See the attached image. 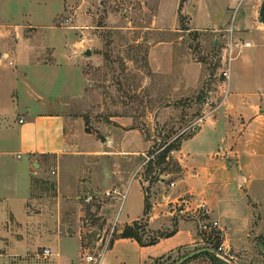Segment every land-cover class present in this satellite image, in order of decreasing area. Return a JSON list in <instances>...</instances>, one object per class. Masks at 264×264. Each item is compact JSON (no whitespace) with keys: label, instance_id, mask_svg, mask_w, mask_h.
<instances>
[{"label":"rangeland","instance_id":"rangeland-1","mask_svg":"<svg viewBox=\"0 0 264 264\" xmlns=\"http://www.w3.org/2000/svg\"><path fill=\"white\" fill-rule=\"evenodd\" d=\"M261 2L200 0L198 4H192L190 11L196 17L192 25L207 28L184 34L181 41L176 40L179 43L177 49L180 60L168 65L166 53L164 58L158 60L157 51L152 52V49L158 42L179 37L166 31L175 24L170 0H0V53L5 57L4 60L0 58V64H6L5 69L0 68V86L7 93H15V98L19 99L20 108L15 117L25 113L26 105L37 111L46 108L47 111L78 116L86 121V130L102 141H105L109 129L119 127L112 120L131 116L144 139L150 141L146 154L152 155L168 140L184 133V128L190 122L197 118V123L202 122L220 105L225 104L230 94L222 103L221 95L226 88L222 72L226 68L224 55L226 51L228 54V49H231L230 73L242 65L244 69L250 65L252 75L264 72V24L258 20ZM160 5L169 11L162 14L157 12ZM181 16L179 25L184 27L187 19L184 17L182 20ZM216 25H219L220 30L213 27ZM159 27L165 30L158 32ZM218 40L220 42L216 44ZM246 42L250 46H245ZM160 47L165 51L166 43ZM87 49L91 50L90 56L85 55ZM22 53L28 58L23 59ZM191 73L198 76V81L193 82L192 87L196 86L199 93L176 96L178 98L175 101L182 108L171 122L152 120L156 108L170 101L166 98V91L171 88L170 78L175 75L178 77L175 84L180 89L190 85L185 83L187 81L183 83L182 74ZM26 83L29 88L32 84V93L41 92L50 105L44 107L42 102L29 95L31 89L26 91ZM231 89L229 84V93ZM206 96L215 98L212 104L217 108L212 110L213 107L207 106L202 109L201 106L200 109H187L191 97H197L201 104ZM187 129L191 130L189 127ZM6 145L0 143V148H6ZM37 159L41 161L44 158L40 156ZM42 162L50 164L45 169V179L36 178L40 183L35 185L40 189L36 187L34 192L36 195H53L54 181L49 177L56 170L49 159ZM143 163L140 171L147 167ZM174 167L171 166L172 169ZM88 168L91 173L96 171L95 165ZM102 178L97 176L95 187L83 188L68 195L78 201L82 213L83 247L77 261L72 264H83L86 255L98 258L102 252L105 264H109L111 258L119 257V252L132 255L130 247L124 243L110 251L120 225L117 223L113 226L112 222H108V217L112 215L113 205L118 203L119 198L104 195L108 184ZM89 196L91 199L87 200ZM121 202L115 212L118 218L122 213ZM184 216L192 218L193 214ZM254 218L256 222L260 219L258 210ZM208 223L206 221L208 228L201 230L203 234L197 245L182 247L153 264H176L197 249H214L216 242L213 236L216 229L210 228L212 223ZM46 227L47 230L41 229L39 232L30 229L27 238L18 233L13 234L12 238H3L4 245L9 241L12 248L16 246L14 251L7 252L0 245V264H64L57 262L53 256H43V250L49 248L45 245H54L58 236L53 222H49ZM241 237L236 233L227 235V238L234 241L233 245L238 244L244 248L227 249V254H220L225 258L216 255L219 262L264 264V239L252 237L246 241ZM222 238L224 241L223 232ZM24 240L28 249L16 251L19 250L18 242ZM184 264L213 263L211 257L203 253Z\"/></svg>","mask_w":264,"mask_h":264},{"label":"crops","instance_id":"crops-1","mask_svg":"<svg viewBox=\"0 0 264 264\" xmlns=\"http://www.w3.org/2000/svg\"><path fill=\"white\" fill-rule=\"evenodd\" d=\"M170 1L175 24L166 31L179 37L158 42L152 49V52L157 51L158 60L166 53L168 65L180 60L176 40L181 41L184 34L207 28L192 25L195 16L190 6L200 0ZM166 11L169 9L160 5L157 12ZM179 15L187 19L185 29L179 25ZM213 27L220 30L219 25ZM163 30L157 28L158 32ZM163 43H166L165 51L160 47ZM2 57L4 60V55ZM22 58L28 56L22 53ZM0 68L5 69L6 64H0ZM233 72L229 77L230 96L223 106L213 107V96H206L201 104L197 97L190 98L188 110L201 106L202 109L210 106L217 110L202 122L197 123V118L184 128L190 136L182 141L179 150L170 154L181 169L177 173L166 169L165 165L155 169V174H147L146 167L140 171L142 163L153 154H146L150 141L144 139L131 116L112 120L119 127L109 129L102 141L86 130V121L78 116L47 111L46 108L37 111L26 105L25 113L15 117L20 108L19 99L15 98V93H7L0 86V143L7 144L6 148H0V245L7 252L14 251L16 244L14 248L9 241L4 245L3 238H12L17 233L27 238L30 229L45 231L48 223L53 222L58 231L57 240L54 245L45 246L52 250L57 262H76L83 247L82 213L78 201L68 195L95 187L97 176L103 177L107 189L117 187L124 193V198L117 199L118 203L113 205L112 215L108 217V222L113 225L117 218L118 234L123 232L125 225L144 217L146 195L151 204L149 233L174 231L170 237L148 246L131 238H116L110 251L124 243L130 247L132 255L119 252V257L111 258L109 264H153L182 247L197 245L206 221L210 224L218 222L227 249L244 248L233 245L234 241L227 238L230 234H239L246 241L252 237L264 239V72L252 75L250 65L248 69L242 65ZM182 77L183 83L187 81L185 83L190 85L178 89L175 84L178 77L172 76L171 88L166 91L170 101L156 108L152 120L171 122L182 108L175 101L176 96L199 93L196 86L192 87L198 76L191 73L182 74ZM25 86L27 91L32 84L30 88L27 83ZM28 94L44 107L49 104L41 92L32 93L31 89ZM188 127H192L191 130ZM40 156L44 158L41 161L37 159ZM47 159L56 170L49 177L54 181L55 191L53 195H36L34 189H40L35 185L39 182L36 178L45 179V169L50 163L46 165L42 161ZM90 165H95L93 173L89 171ZM157 177L160 179L152 181ZM120 201L122 213L118 218L115 212ZM257 210L260 219L256 222L254 213ZM185 214H193V217L187 218ZM18 244L16 251L28 249L26 240ZM105 263L103 254L99 264ZM83 264L90 263L85 258Z\"/></svg>","mask_w":264,"mask_h":264},{"label":"trees","instance_id":"trees-1","mask_svg":"<svg viewBox=\"0 0 264 264\" xmlns=\"http://www.w3.org/2000/svg\"><path fill=\"white\" fill-rule=\"evenodd\" d=\"M181 19L183 20L184 17L181 16ZM258 20L260 23L264 24V0H262L259 10H258ZM183 29L185 28L183 27ZM184 134L185 132L176 136L175 138H171L170 140L166 142L164 146L161 147L163 148L162 151H160L155 156L154 160H150L147 163L146 165L147 174H155L156 173L155 169H158L159 167L163 165H165L166 169L168 168L170 169L171 172H174V173H177L181 170L180 167L177 165V163L170 156V153L171 151L179 150L181 147L182 141L186 139L188 136H190L188 134L186 135ZM151 154H154V153H151ZM172 165L175 166L174 169L171 168ZM159 179H160L159 177H157L156 179L153 178L152 181L159 180ZM146 192L148 191L146 190ZM150 210H151V204L149 201V196L146 195L144 217L141 220L135 221L130 225H125L123 227V232L121 234H118L117 238H131V239L136 240L142 246H148V245L156 244L162 238L170 237L171 235H173L174 231H170V232L160 231L154 235H151L149 233L147 226H148V216H149ZM202 234L203 232L199 233L200 236H202ZM213 239L216 242L214 248L218 249L220 244H222L223 242V238L219 230L214 231ZM204 254L211 257V261L213 264H222L219 262L215 254L208 253V252ZM197 257L198 256H195L192 259H195Z\"/></svg>","mask_w":264,"mask_h":264},{"label":"built area","instance_id":"built-area-1","mask_svg":"<svg viewBox=\"0 0 264 264\" xmlns=\"http://www.w3.org/2000/svg\"><path fill=\"white\" fill-rule=\"evenodd\" d=\"M229 46L231 47V44H229ZM245 46H250V44L248 43V42H246L245 43ZM231 49H228V54H227V51H226V53H225V55H224V57H225V62H226V68H225V70L222 72V76L226 79V88H225V90H224V93H223V95H221L222 96V100H221V102L223 103L227 98H228V96H229V77H230V66H229V62H230V60H231ZM10 64H12V62H10ZM221 106V105H220ZM201 120V119H200ZM202 121V120H201ZM189 128H192V127H189ZM162 149L163 148H161L158 152H156V153H154L151 157H148L147 158V160L145 161V165H147V163L150 161V160H154L155 159V156L160 152V151H162ZM174 153V151H171V153L170 154H173ZM53 173H55V172H53ZM174 185V183H171V186H173ZM104 195L106 196V197H110V198H120V200H122L123 198H124V193L119 189V188H117V187H114V188H112V189H108V190H106L105 192H104ZM89 199H91V196H89L88 197V199L87 200H89ZM116 222V223H115ZM115 222H114V225L113 226H116V224H117V218H116V220H115ZM208 228V225L207 224H204L203 226H202V231L203 230H206ZM210 228H215V229H218L219 231H220V233H221V235H222V232H221V230L219 229V224H218V222H213L212 223V225L210 226ZM215 249V248H214ZM216 250V254L215 253H213V254H215V255H217V256H219V257H221V258H225L224 256H222V255H220L221 253H223L224 252V254H227L226 252V250H227V248L226 247H224V245L223 244H221L219 247H218V249H215ZM103 254H104V252H102L101 254H99V257L98 258H96V257H94V256H92V255H86V260H87V262L88 263H92V262H94L95 264H99V262H100V260L102 259V256H103ZM43 256H45V257H49V256H52V250L50 249V248H45L44 250H43ZM226 260V259H225Z\"/></svg>","mask_w":264,"mask_h":264},{"label":"water","instance_id":"water-1","mask_svg":"<svg viewBox=\"0 0 264 264\" xmlns=\"http://www.w3.org/2000/svg\"><path fill=\"white\" fill-rule=\"evenodd\" d=\"M85 55L90 56L91 55V50L87 49L85 51ZM1 57H2V54L0 53V58ZM207 252L208 253L212 252V253L216 254V250L215 249L201 248V249H197V250L189 253L188 255L184 256L176 264H184L185 262H187L188 260L192 259L193 257L198 256V255L203 254V253H207Z\"/></svg>","mask_w":264,"mask_h":264}]
</instances>
